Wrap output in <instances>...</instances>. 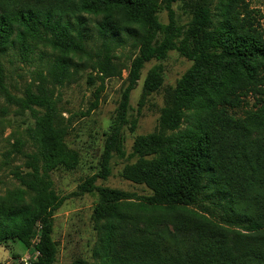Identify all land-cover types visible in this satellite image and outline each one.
<instances>
[{
	"label": "trees",
	"instance_id": "1",
	"mask_svg": "<svg viewBox=\"0 0 264 264\" xmlns=\"http://www.w3.org/2000/svg\"><path fill=\"white\" fill-rule=\"evenodd\" d=\"M76 3H81V11L89 14L120 12L143 28L144 33L134 35L141 49L131 63L116 122L104 144L101 171L81 184L74 196L89 192L98 179L109 177L112 153L126 122L129 97L145 63L163 60L169 52L177 51L193 62L195 72L221 65H227L231 72L225 83L231 90L219 87V104L224 108L212 113L207 121L193 122L188 146L167 165L164 174L150 181L143 179L152 195L138 199V206L143 211L160 212L158 221H141L140 217L136 220L129 211L122 212L118 204L132 195L101 191L109 205L101 204L93 213L97 229L93 258L99 259L100 264H264V34L255 25L252 12L238 13L240 0H161V5L157 0H33L29 6L0 14V90L5 82L1 56L14 40L22 54L30 53L29 41L65 47L78 54L84 52L86 35L80 30L81 21L76 19L73 25L63 16L73 12ZM178 3L189 10L190 21L185 26L176 21L173 6ZM161 6L167 12L165 26L157 19ZM109 26L107 19L97 26V54L102 57L98 69L104 78L117 74L110 58L116 42ZM159 82L154 69L144 88L152 91ZM247 94L257 99L254 108L244 111L243 118L229 114L241 107L240 96ZM174 98L206 115L215 109L213 99L183 89L175 91ZM29 100L38 107L47 106L37 97ZM49 111L48 105L40 121H49ZM178 124V113L165 111L161 129H175ZM33 136L38 144L35 162H40L41 167H34L27 175L30 180H21L28 191L38 196L40 204L38 256L31 264H52L51 220L64 199L41 183L56 166L72 168L76 159L66 150L61 133L54 129L38 124ZM165 142L160 135L138 138L137 152L139 148ZM37 219L28 207L7 209L0 204V239L12 236L25 242ZM74 264L87 263L77 260Z\"/></svg>",
	"mask_w": 264,
	"mask_h": 264
},
{
	"label": "rangeland",
	"instance_id": "2",
	"mask_svg": "<svg viewBox=\"0 0 264 264\" xmlns=\"http://www.w3.org/2000/svg\"><path fill=\"white\" fill-rule=\"evenodd\" d=\"M157 1L161 5V0ZM32 2L0 0V14L4 10L29 6ZM80 4L63 16L73 25H76V19L81 21L80 30L86 35L83 53L29 41L32 46L30 53L22 54L19 43L14 40L1 56L5 82L0 90V204L7 209L28 207L37 215L38 221L25 242L12 236L0 239V264H31L38 256L40 204L38 196L21 183L22 179H31L27 175L33 172L34 167H41L40 162H35L38 144L33 136L38 124L61 133L66 150L76 159L72 168L56 166L41 183L55 196L64 199L51 220L52 264H74L77 260L100 264L99 259L92 256L97 241L93 213L99 205H109L108 200L102 198L101 191L132 195L131 199L118 204L120 210L124 213L129 211L127 213L136 220L140 217L141 221H158L156 218L160 212L143 211L138 206V199L152 195L143 179L150 181L164 174L167 165L188 146L193 122L207 121L212 113L224 108L219 104V87L230 89L225 85L231 73L225 67L227 65L195 72L193 62L177 51L169 52L163 60L145 63L129 97V110L112 153L109 177L98 179L89 192L74 196L81 184L101 171L104 144L116 122L131 63L141 49L134 35L144 33L143 28L120 12L89 14L81 11ZM160 8L157 19L160 25L165 26L168 24L167 12L162 6ZM173 9L178 25L185 26L190 21L189 10L182 3L175 4ZM244 10L252 12L255 25H259L264 34V0H240L237 11L242 15ZM104 19L109 21V27L114 31L110 35L116 42L110 58L117 74L110 78H104L98 69L102 57L97 54L100 45L97 26ZM72 34L75 35L74 32ZM160 39L161 35L157 40ZM154 69L160 82L154 90L147 91L145 80ZM179 89L200 94L204 99H213L216 101L215 109L206 115L196 107H185L174 98L175 91ZM31 97L49 105V121H40L47 113V106L38 107L29 100ZM240 98L241 107L229 111L237 118H243L244 111L253 109L257 103L251 94ZM167 110L176 111L179 115L175 129L162 130L160 127ZM152 135H160L166 142L151 148H139L137 152L138 138ZM189 210L194 211V208L189 207ZM208 218L213 220L210 216Z\"/></svg>",
	"mask_w": 264,
	"mask_h": 264
}]
</instances>
